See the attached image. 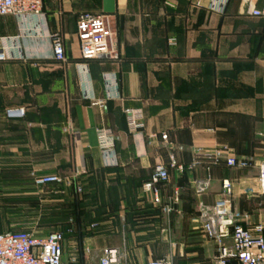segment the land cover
<instances>
[{"label":"crops","instance_id":"crops-1","mask_svg":"<svg viewBox=\"0 0 264 264\" xmlns=\"http://www.w3.org/2000/svg\"><path fill=\"white\" fill-rule=\"evenodd\" d=\"M250 1L42 0L40 18L0 17V233L47 222V231L27 228L43 236L70 222L62 264L77 248L82 260L66 264H98L104 248L124 249L127 264H214L200 213H211L235 169L196 150L226 146L264 161V16L249 13ZM82 12L107 16L115 57L80 58ZM52 33L64 62L52 56ZM9 108L24 117L6 118ZM125 108L142 110V129L128 130ZM102 129L114 136L109 154L98 146ZM158 163L169 174L155 186L160 205L142 190ZM34 175L70 183L38 187Z\"/></svg>","mask_w":264,"mask_h":264},{"label":"built area","instance_id":"built-area-1","mask_svg":"<svg viewBox=\"0 0 264 264\" xmlns=\"http://www.w3.org/2000/svg\"><path fill=\"white\" fill-rule=\"evenodd\" d=\"M248 8L252 16H264V0L259 8L255 7L252 0ZM42 14V0H0V17L14 15L27 19L40 18ZM76 36L82 60L116 56L112 31L106 15L92 12L80 13L76 23ZM50 40L53 58L58 62H64L62 37L58 33H52ZM4 59L5 55L0 51V61ZM123 112L130 132H136L144 127L141 109L125 108ZM24 115V108H9L4 111V116L8 119H19ZM97 138L101 152L109 154L113 148L112 132L98 130ZM196 154L211 159L214 164L222 161L228 168L238 170L255 168L257 191L264 195V161L257 164L253 156H235L226 146H220L210 153L198 149ZM195 163L196 161L188 168H192ZM169 167L178 171L183 170V167L175 162H171ZM168 180L169 174L166 167L158 163L154 166L149 180L142 185V190L152 191L153 202L160 205L158 190L155 186ZM63 182L70 183L69 180H63L57 175L33 176V183L38 187ZM208 184L209 178L201 184L198 192L207 188ZM221 188V193L215 200L211 213H200L199 230L203 239L214 245V264H264V220L258 216L257 221L253 222L252 215L239 214L233 210L230 181L224 180ZM178 200V192L175 191L172 202L162 206V211L166 214L173 212ZM72 234V227L61 231H51L43 236L27 231L2 232L0 233V264H62V242L66 236ZM98 264H127V254L121 248H104L100 251ZM147 264H173V262L171 256H167L151 259Z\"/></svg>","mask_w":264,"mask_h":264},{"label":"rangeland","instance_id":"rangeland-1","mask_svg":"<svg viewBox=\"0 0 264 264\" xmlns=\"http://www.w3.org/2000/svg\"><path fill=\"white\" fill-rule=\"evenodd\" d=\"M256 175L257 173L253 174L250 173L249 171H244V170L238 171V169L232 170V173H230V182L232 184V196H231L232 208L235 212L239 214L247 213L252 215V217L254 215L256 219L257 216H260L264 220V216H263L264 195L260 194L259 191H257L258 187H257ZM43 210L44 208L40 207L38 210H34V212L43 213ZM8 225L10 227L9 231H13V232L14 231L30 232L29 230H27V228L28 227L34 228L35 226L36 228L43 229L44 231L50 229V227H48V224L45 223H38V224L11 223ZM69 253L67 249L63 257L64 264H66L69 259H72L71 263H77L82 260L80 248H77L75 252L71 253L72 254L71 256H69Z\"/></svg>","mask_w":264,"mask_h":264},{"label":"trees","instance_id":"trees-1","mask_svg":"<svg viewBox=\"0 0 264 264\" xmlns=\"http://www.w3.org/2000/svg\"><path fill=\"white\" fill-rule=\"evenodd\" d=\"M36 209V208H35ZM37 210V209H36ZM50 213H52V215L53 214H55V211L54 212H50ZM53 221H55V217L53 218ZM53 221H51V223H49V224H52V225H57L55 222H53ZM45 224H47V222H44ZM66 226H65V228L64 229H66V228H69V227H72V224L70 223V222H68V223H66L65 224ZM63 229V230H64ZM61 231V230H60Z\"/></svg>","mask_w":264,"mask_h":264}]
</instances>
